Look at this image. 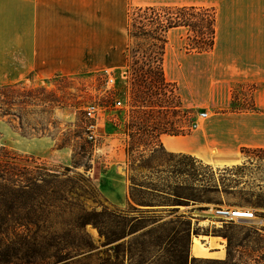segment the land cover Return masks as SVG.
<instances>
[{"label":"rangeland","instance_id":"rangeland-1","mask_svg":"<svg viewBox=\"0 0 264 264\" xmlns=\"http://www.w3.org/2000/svg\"><path fill=\"white\" fill-rule=\"evenodd\" d=\"M106 70L116 78L111 88ZM54 76L47 84H14L16 94L41 86L56 92L67 103L55 109L57 126L50 123V130L40 133L49 117L54 118L40 108L29 107L20 113L24 125L21 128L18 107L14 105L15 116L10 120L0 118V147L28 157L31 165L32 160H37L59 173L56 185L68 191L69 202L63 207V217L56 215L62 212L61 207L48 208L52 214L46 223H40L37 236L33 232L22 238L11 236L8 247L0 253L7 252L13 263L21 261L17 255L23 256L22 264H184L187 257H196L198 263L219 258L192 254L194 235L219 236L226 254L225 234L232 236L234 243L264 245V236L253 235L243 241L244 233L257 230L264 234V150L243 151L242 164L225 167L165 152L158 142L163 127L173 123L192 130V122L204 110L185 107L181 102L177 112L157 106L152 112L154 118L146 119L144 109L135 106L138 75L128 66V57L124 68L82 72L67 78ZM235 87L247 105L254 87ZM145 90L152 104L168 106L180 100L177 85L167 79ZM120 99L122 104L116 106ZM91 104L106 107L96 141L89 138L87 130L90 120L86 110ZM61 144H66L63 148L68 162L53 158ZM123 148L131 171V189L129 202L119 206L101 192L99 178L109 165L117 164L118 152ZM153 148L154 152L149 153ZM175 193L184 197L178 199ZM133 194L140 202L133 199ZM216 206L241 208L255 215L252 219L222 223L212 216ZM82 214L89 220L85 225H80L76 217ZM32 228L36 230L37 226ZM60 245L69 249L59 251Z\"/></svg>","mask_w":264,"mask_h":264},{"label":"crops","instance_id":"crops-1","mask_svg":"<svg viewBox=\"0 0 264 264\" xmlns=\"http://www.w3.org/2000/svg\"><path fill=\"white\" fill-rule=\"evenodd\" d=\"M148 5L217 11L216 40L209 51L187 50V27L169 31L166 79L176 83L185 107L207 115L186 134L161 133L159 147L213 167L242 164L244 148H264V0H0V85L47 84L56 74L124 68L130 11ZM238 83L254 87L256 110L232 109ZM240 100H245L242 93ZM64 149L56 148L53 158L68 162ZM126 155L125 148L119 150L120 162L99 178L101 192L119 206L130 199ZM225 256L224 249L217 257Z\"/></svg>","mask_w":264,"mask_h":264},{"label":"trees","instance_id":"trees-1","mask_svg":"<svg viewBox=\"0 0 264 264\" xmlns=\"http://www.w3.org/2000/svg\"><path fill=\"white\" fill-rule=\"evenodd\" d=\"M185 26L189 30V40L186 48L189 51L204 52L214 47L217 31V11L215 7L199 5H148L136 6L129 14L128 34L130 42L126 53L128 66L137 72L138 89L135 92V106L143 108L142 112L146 119H153V113L158 106L159 109L169 108L177 112L181 108L179 96L176 104H152L148 99L145 89L155 82L165 80L164 59L166 45L169 40L168 34L171 28ZM137 39V42H134ZM54 77L67 78L68 75L56 74ZM176 84V83H175ZM244 84V83H238ZM237 85V84H236ZM16 84L0 85V118L10 120L16 113L13 112L14 105L18 107L17 117L20 119L21 128L23 118L21 111L29 107L40 108V111L51 114L46 126L40 129V133L46 134L50 130V123L57 126L55 120L56 107H66L54 91H49L46 86L38 89L16 91ZM247 103L240 100L237 88L233 87V110H256L253 97ZM148 100V101H146ZM150 104H147V103ZM157 103V102H156ZM245 103V105H244ZM35 131H39L36 127ZM190 130L182 125L171 123L170 127H163L161 133L186 134ZM160 133V134H161ZM26 135V134H25ZM59 148L66 144L58 145ZM251 148H244L246 151ZM264 150V148H254ZM187 156V155H186ZM193 159L191 156H189ZM194 160V159H193ZM19 155L16 152L2 146L0 147V250L8 247L7 240L11 236L22 238L29 236L32 232L37 236L41 229L40 223H46L52 211L50 207H61L62 212L56 215L63 217L69 202L68 191L56 185L59 182V173L49 170L45 163L32 160ZM67 178L66 181H70ZM137 183H134V187ZM136 202H140L132 195ZM175 197H184L175 193ZM80 225L89 222L85 215H77ZM32 226H37L33 230ZM253 235L263 237L264 234L257 230L243 234V241L249 240ZM228 238V251L224 258H207L197 262L196 257H187L184 264H264V245L257 242L256 246L242 241L234 243L233 237L225 234ZM59 251L69 249L66 245H60ZM20 262L13 263L7 252L0 253V264H22L23 256L17 255Z\"/></svg>","mask_w":264,"mask_h":264},{"label":"built area","instance_id":"built-area-1","mask_svg":"<svg viewBox=\"0 0 264 264\" xmlns=\"http://www.w3.org/2000/svg\"><path fill=\"white\" fill-rule=\"evenodd\" d=\"M106 74L108 76V85L109 88L115 85L116 78L112 71L106 70ZM122 104V100H118L116 106H119ZM87 115L89 117L90 122L87 124V130H88V136L90 139L96 141L98 138V126L100 119L104 116V113L106 112V107H103L101 105L91 104L87 107ZM206 112L199 113V118L195 119L190 128L194 129L199 125L200 120L204 119L206 117ZM241 209V208H239ZM245 217H241L242 215ZM255 215V212L250 211H239L238 209H235L231 206H216L212 208V216L219 222H233L237 219H252Z\"/></svg>","mask_w":264,"mask_h":264},{"label":"bare ground","instance_id":"bare-ground-1","mask_svg":"<svg viewBox=\"0 0 264 264\" xmlns=\"http://www.w3.org/2000/svg\"><path fill=\"white\" fill-rule=\"evenodd\" d=\"M239 211H245L243 209H238ZM247 211V210H246ZM241 217L244 214H241ZM219 236H205V235H194L192 238L191 244V252L197 256H204V257H215V256H222L224 254V245L220 243ZM220 248V252H216L213 248ZM218 251V250H217Z\"/></svg>","mask_w":264,"mask_h":264}]
</instances>
